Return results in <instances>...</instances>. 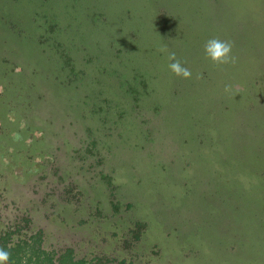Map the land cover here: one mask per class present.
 I'll list each match as a JSON object with an SVG mask.
<instances>
[{"label":"rangeland","instance_id":"obj_1","mask_svg":"<svg viewBox=\"0 0 264 264\" xmlns=\"http://www.w3.org/2000/svg\"><path fill=\"white\" fill-rule=\"evenodd\" d=\"M215 37L234 64L205 59ZM21 90L52 122L31 128L37 149L0 154L1 222L28 212L123 256L138 220L144 264H264V0H0V124L16 149ZM70 182L78 203L57 199Z\"/></svg>","mask_w":264,"mask_h":264},{"label":"trees","instance_id":"obj_2","mask_svg":"<svg viewBox=\"0 0 264 264\" xmlns=\"http://www.w3.org/2000/svg\"><path fill=\"white\" fill-rule=\"evenodd\" d=\"M62 59L61 66L64 69L69 65L70 59L65 55L62 56ZM69 69H73L72 65ZM34 94L35 92L30 93L28 90H21V101L14 97L11 98L10 105H14V109H17L16 115L19 119L17 120L19 126H15L14 135V137L19 138L17 141L25 140L30 133H33L31 128L35 125L36 120L46 119L52 122L50 116H43L40 111L39 115L33 110L39 105ZM19 106L21 109H18ZM4 125L0 124V134L2 135H0V139L4 140V142H0V154L5 151L6 154L12 156L16 150L17 153L24 154L25 151L31 150L27 147L28 143L35 146L33 149H37V141L34 138L22 141V147L16 149L17 142H15V139H11L12 136L7 132V127ZM17 128H19L18 132ZM8 130L13 132L12 128H8ZM27 131H29V134ZM0 163L10 164L9 161L3 162V160ZM101 181H103L106 188L111 190V181L106 178L105 174H101ZM55 193L57 199L59 198L63 202L78 203L82 190H77V186L70 182ZM118 205V201L112 202V209L117 210ZM145 227L146 223L143 221L135 220L132 223L122 238V247L126 249V254L121 256L115 254L114 250L110 252L102 250L99 245L84 237L76 240L74 238L50 236L43 227L35 225L33 217L28 212H24L20 213L16 219L5 222L0 220V249L9 253V259L5 264H125V262H127L126 264H136V262L137 264H144L145 261H142L141 258L142 254L134 249L144 234Z\"/></svg>","mask_w":264,"mask_h":264},{"label":"clouds","instance_id":"obj_3","mask_svg":"<svg viewBox=\"0 0 264 264\" xmlns=\"http://www.w3.org/2000/svg\"><path fill=\"white\" fill-rule=\"evenodd\" d=\"M232 47L233 45L230 41L221 40L218 37L211 38L204 45L205 59L209 60L214 67L234 64L236 57L232 54ZM161 51H167V48H162ZM168 59L173 61L168 64V68L174 75L182 78H191V69L183 66L181 60L176 58L174 52L168 54ZM8 259L9 253L0 249V264H5Z\"/></svg>","mask_w":264,"mask_h":264}]
</instances>
